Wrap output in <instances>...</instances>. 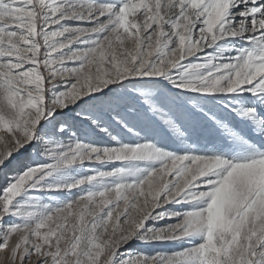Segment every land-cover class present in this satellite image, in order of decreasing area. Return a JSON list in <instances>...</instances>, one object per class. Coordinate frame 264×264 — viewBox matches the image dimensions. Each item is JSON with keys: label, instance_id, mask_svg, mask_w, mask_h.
I'll list each match as a JSON object with an SVG mask.
<instances>
[{"label": "rangeland", "instance_id": "374dc122", "mask_svg": "<svg viewBox=\"0 0 264 264\" xmlns=\"http://www.w3.org/2000/svg\"><path fill=\"white\" fill-rule=\"evenodd\" d=\"M262 51L264 0H0V264H264Z\"/></svg>", "mask_w": 264, "mask_h": 264}, {"label": "bare ground", "instance_id": "6f19581e", "mask_svg": "<svg viewBox=\"0 0 264 264\" xmlns=\"http://www.w3.org/2000/svg\"><path fill=\"white\" fill-rule=\"evenodd\" d=\"M46 36H47V35H46ZM47 40H49V38H48ZM262 52H263V51H262ZM263 53H264V52H263ZM51 54H53L52 51H51L50 55H51ZM31 61H32V60H31ZM261 61H262V60H261ZM34 70H35V69H34ZM31 71H32V70H31ZM31 71H29L28 74H30ZM5 104H6L5 107L9 106V101H8V103L5 102ZM84 119H85V118H84ZM170 140H171V141H170ZM170 140H169L170 142L176 141V140H178V137H176V135H173V136H171ZM25 178H26V177H22V178H21V179H20V180H19V181L13 186V190L10 189L11 192H15L16 190H19V188H20L19 186H20V185L22 186V184L24 183ZM11 179H12V178H11ZM26 181H27V180H26ZM25 183H26V182H25ZM25 183H24V184H25ZM24 184H23V185H24ZM16 192H17V191H16ZM9 198H10V197L7 196V194H5V196L2 198V201L0 202V208L2 207L3 204H5V203L9 200ZM0 210H1V209H0ZM2 225H3V224H2V221H1V222H0V247H1V248H0V251L3 252V251H4V248H5V245H4V244L1 245V243H2V242H6V240H7L8 237H7V238L5 237V236H6V235H5L6 233L2 231V230H3V226H2ZM6 231H7V230H6ZM11 232H12V231H11ZM8 233H9V232H7V236H8ZM9 235H10V234H9ZM7 241H8V240H7ZM137 253H139V252H137L136 250L133 251V255H134V254H137Z\"/></svg>", "mask_w": 264, "mask_h": 264}]
</instances>
